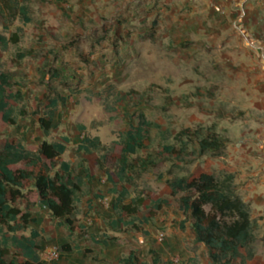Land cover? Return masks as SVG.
I'll return each instance as SVG.
<instances>
[{"label":"rangeland","instance_id":"374dc122","mask_svg":"<svg viewBox=\"0 0 264 264\" xmlns=\"http://www.w3.org/2000/svg\"><path fill=\"white\" fill-rule=\"evenodd\" d=\"M86 1L26 0L30 11L29 24H22L19 19L11 24H0L1 35L9 38L15 33L18 37L16 45L8 44L0 50V73H11L18 85L11 91L19 92L21 100H13L12 108L16 111L24 109L27 113L25 117L18 118L16 126L0 133V149L6 139L20 141L26 149L44 139L38 126V117L43 116L42 109L37 116L31 113L32 104H38L49 85L60 91L67 101L55 113L51 131L45 140L59 141L62 137L69 140L62 159L71 163L75 174L82 175L78 168L81 158L75 152L81 139L97 138L105 147L113 146V152L116 153L118 141L128 127L135 123L137 112H143L147 120L161 127V130L150 131V151L165 144L179 146L173 136L184 129H201L204 132L211 128L219 139L227 141L225 145L229 141L226 139L227 129L233 125L242 136H246L249 126L241 125L236 120L242 119L244 115V99L240 89L247 84L245 80L228 76L234 64L200 55L192 51L190 46L183 51L179 45L182 37L177 38L176 32L173 36H167L158 4L151 10L157 13L149 16L151 11L145 10L144 0ZM134 2L136 8L133 7ZM66 4L68 7L64 6ZM151 17L156 26L149 29ZM70 43H76V48L83 52L88 50L90 44H97V58L87 56L86 64L78 61ZM27 51L36 57H28L17 63L15 54ZM63 62V81L50 82L46 70L55 67L60 72ZM93 63L96 65L93 66ZM232 90H235V94ZM126 94L129 97L122 106L119 105V99ZM167 96L183 102L168 105ZM186 103L192 105L186 106ZM192 149L195 150V143L189 147V151ZM140 155L144 156L145 153L141 152ZM214 157L215 154L209 153L203 156L195 154L186 164H176L173 168L170 163H166L157 171L143 174L135 181L138 192H143L146 197L156 195L169 201V205L164 206L147 224H140L149 212L147 200L145 207L137 214L135 224L140 225V232L136 233L134 251L139 259H147L150 250L158 252L162 248H169L179 255L178 259L172 256L169 260L171 264H208L204 256L201 259L203 250L199 246L189 245L188 249L194 253V258L181 249L179 240H188L190 235L179 228L183 216L176 199L168 196L164 179L189 175L201 170L200 167L211 168ZM196 165L197 168H194ZM213 171L217 179L224 178L221 173ZM157 175H162L163 179H157ZM101 180L106 183L102 175L93 180L97 188L102 187ZM91 183L90 180L87 185L84 183L81 186V202L89 189L94 187ZM91 194L95 195L94 192ZM19 206L23 211L27 207L31 217L36 220L33 227L39 233L40 259L49 248L54 247L59 251L61 245L56 247L52 245L55 242L50 241L49 232L54 221L44 215L31 188L24 191ZM78 211L80 214V203ZM98 213L97 221L86 218L89 220L85 222L86 229L98 236L107 235L111 228L102 225L109 223L111 215L113 218L115 215L103 206ZM257 225L254 237L259 243L258 249L248 264H264V234L260 221ZM112 228L122 237L129 232L135 233L132 228H126L124 223ZM56 229L63 232L64 227L57 226ZM160 234H163L161 240L158 238ZM60 258L61 254L57 260L46 264H61Z\"/></svg>","mask_w":264,"mask_h":264},{"label":"trees","instance_id":"16d2710c","mask_svg":"<svg viewBox=\"0 0 264 264\" xmlns=\"http://www.w3.org/2000/svg\"><path fill=\"white\" fill-rule=\"evenodd\" d=\"M26 0H0V24H11L19 19L22 24H29L30 11ZM18 37L14 33L9 38L0 34V50L8 44L16 45ZM85 61V55H78ZM35 58L31 51L18 52L15 58L20 63L25 58ZM46 74L50 82H61L62 79L55 69L48 68ZM11 73H0V133L17 125L20 117H25L24 109L16 111L11 102L21 100L19 92L13 93L18 86ZM199 96V94H197ZM129 97L120 98L122 106ZM166 103H182L180 99L166 97ZM66 97L57 89L48 86L38 104H32L31 114L38 117L40 135L44 138L37 145L26 149L20 141L6 139L0 149V264H46L39 257L40 247L37 243L39 233L32 227L36 220L27 210L20 208L24 191L31 188L36 194L38 204L47 211L51 220L57 221L68 231L73 232L78 204L82 196V183L97 174L104 176L109 185L108 195L112 197L111 210L116 215V223H124L126 228L140 232L136 225V216L149 202V212L140 224H147L164 206L169 205L167 199L156 195L146 197L138 192L135 181L143 174L157 171L164 164L190 162L195 154H218L227 141L219 139L211 129H184L173 136L175 144L161 145L159 149L150 151V131L161 130L137 112L135 123L128 127L118 141V151L114 147H105L97 138H82L75 147L81 155L78 168L83 169V176L73 172L71 163L62 159L69 140L62 137L59 141H47L55 113L65 106ZM192 103H186L191 106ZM195 143V150L189 147ZM145 155L141 156L140 153ZM162 180V175H157ZM168 196L176 199L183 220L179 224L181 230L189 223L195 244H202L207 250L210 264H248L253 259L258 241L254 232L258 225L251 218L250 205L243 202L235 192L231 177L217 179L208 171L197 170L183 176H172L164 179ZM179 196V197H178ZM95 198H101L98 194ZM125 219V221H123ZM107 235L94 236L92 243L107 244L115 241ZM69 250L68 245L59 252ZM85 250L84 254L89 253ZM149 262L140 261L134 251L123 256L118 264H160L159 255L150 252Z\"/></svg>","mask_w":264,"mask_h":264},{"label":"crops","instance_id":"0c3cea01","mask_svg":"<svg viewBox=\"0 0 264 264\" xmlns=\"http://www.w3.org/2000/svg\"><path fill=\"white\" fill-rule=\"evenodd\" d=\"M89 1L87 0L86 3ZM144 1L145 10L151 11L155 4H158L167 36H173L176 32L177 38L182 37L179 45L181 44L183 51L184 48L190 46L192 51L200 55L211 56L213 60L234 64L232 65L233 68L228 71V76L232 79L246 81L247 85L240 89L244 99L242 109L244 115L242 119L238 118L236 120L240 121L241 125L249 126L248 132L245 133L246 136H242L235 125L228 127L226 139L229 141L220 153L215 154V161L211 167L213 169L210 167L200 168L202 171H208L213 175V170H215L224 177H231L236 195L243 202L250 205L251 218L253 220L257 218V224L260 221L264 234V0ZM64 6L68 7L67 4ZM134 6L136 8V2L133 3ZM156 13V11H151L148 15L152 16ZM153 26L155 27L156 24L151 17L148 28H153ZM75 45L76 43L69 44L78 61L86 64L88 63L87 56L92 59L94 56L97 58V44H90L88 50H84L85 52L77 49ZM68 50H70L69 47ZM92 50L93 53L90 52ZM80 54H86L85 61L80 60L78 56ZM62 64V72H59L55 67H50V69L58 71L63 81L62 74L65 73V63ZM92 65L95 66L96 63ZM234 91L232 90V93L235 94ZM58 92L61 94L60 91ZM78 155L81 158V155ZM194 168H197V165ZM80 171L83 172V169L80 168ZM99 175L101 174H97L90 179L91 185L94 187L89 189V193L82 199V202L80 198L81 213L79 214L78 211L75 217L73 226L75 225L76 228L74 231L70 232L64 226H62L64 227L63 232L62 230L59 231L56 227L61 225L54 221L52 231L49 232L50 241L55 242L52 245L56 247L58 245H61V247L68 245L69 247L68 251L59 253L61 254V264H118L123 256L136 248V232H129L128 235L122 237L116 229L112 228L114 225L122 224L116 223V215H113L114 218L111 215L109 223H103L102 225L103 227L109 225L111 229L108 230L107 228V236L116 240L108 242L106 245L101 242H91V238L98 235L95 232L87 231V223H85L89 221L87 219L97 221L98 212L102 206L112 211V197L107 193L108 183H103V180H101L103 185L97 188V185L95 186L93 182ZM80 176H83V173ZM90 180H84L82 185L84 183L87 185ZM91 192H94L95 195L98 194L101 198H95V195L93 196ZM43 212L45 216H48L45 209H43ZM185 225H188V227H185ZM185 225L183 231H188L190 236L188 240H179L182 246L181 249H184L191 258H194V253L188 249L190 248L189 245L191 247L193 244L199 246L203 250L201 259L203 260L204 256L205 261L210 264L205 246L194 243L190 225L189 223ZM105 246L108 247L107 250L104 249ZM85 250L90 252L84 254ZM152 251L150 250V252ZM150 252L147 259H140V261L149 262ZM156 253L159 255L160 264H171L169 260L173 255L177 259L179 258L178 253L169 248H162V251ZM184 257L186 256L184 255Z\"/></svg>","mask_w":264,"mask_h":264},{"label":"built area","instance_id":"2783aa9c","mask_svg":"<svg viewBox=\"0 0 264 264\" xmlns=\"http://www.w3.org/2000/svg\"><path fill=\"white\" fill-rule=\"evenodd\" d=\"M158 238L161 240L163 238V234H160ZM58 257H59V251L53 247L43 252L42 261L44 263L53 262L57 260Z\"/></svg>","mask_w":264,"mask_h":264}]
</instances>
